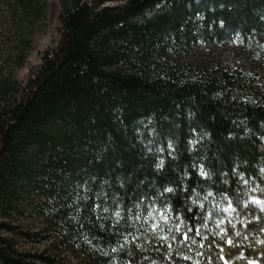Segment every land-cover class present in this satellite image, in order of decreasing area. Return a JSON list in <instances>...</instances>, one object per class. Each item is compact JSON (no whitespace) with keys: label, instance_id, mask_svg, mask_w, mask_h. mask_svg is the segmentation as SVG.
Masks as SVG:
<instances>
[{"label":"trees","instance_id":"1","mask_svg":"<svg viewBox=\"0 0 264 264\" xmlns=\"http://www.w3.org/2000/svg\"><path fill=\"white\" fill-rule=\"evenodd\" d=\"M108 1L50 0L55 45L23 79L0 72V264H264V211L243 204L264 200V0ZM43 3L3 2L16 67ZM231 41L252 68L189 59ZM153 203L173 207L163 231Z\"/></svg>","mask_w":264,"mask_h":264},{"label":"rangeland","instance_id":"2","mask_svg":"<svg viewBox=\"0 0 264 264\" xmlns=\"http://www.w3.org/2000/svg\"><path fill=\"white\" fill-rule=\"evenodd\" d=\"M44 1L41 12L32 25L27 28H22L24 36L29 42L27 56L20 66H15V53L12 48L17 42V36L14 34L13 25L6 21L4 0H0V69L4 75L13 74L18 79H23L31 66L39 62V59L44 51L52 48L55 45L57 37V20L49 17L46 5L50 0ZM121 3L120 0L105 2V5H114ZM189 59L192 61H215L223 65L250 69L254 63L246 57V52L241 44L236 41L223 42L215 44L211 49L205 48L203 45H196L189 51ZM11 58V59H10ZM8 61V62H6ZM210 61V62H211ZM22 247L29 250H41L45 247V243L23 241ZM66 259L70 264H77L78 257L67 254Z\"/></svg>","mask_w":264,"mask_h":264},{"label":"snow or ice","instance_id":"3","mask_svg":"<svg viewBox=\"0 0 264 264\" xmlns=\"http://www.w3.org/2000/svg\"><path fill=\"white\" fill-rule=\"evenodd\" d=\"M157 7H159V5H157ZM189 143L195 144L196 141L195 140H192ZM168 147L169 148H172V144L169 143ZM169 154L171 155V153H169ZM163 166H164V160L163 159H161L155 165L156 169H161V168H163ZM261 172L264 173V168L261 169ZM187 175H188V173L185 172V176H187ZM198 175L200 177H208L211 174L209 172L205 171L204 167L201 165L200 166V169H199V172H198ZM240 175L242 177L243 176V173H240ZM247 182H248L247 180H244L243 181V183H245V184H247ZM173 191H174V189L171 188V187H165V188H163V192L164 193H172ZM193 191H194V189H193ZM253 191H255V189H253ZM212 194H213L212 192H209L208 193V196H211ZM224 195H225V198L227 199V205L222 208V211L225 212V213H227L230 216L231 213L233 211H235V207L233 205V201L230 198L227 197V193H225ZM208 196H205V200L208 199ZM85 199H87V197H85ZM105 199H107V197H105ZM141 199H143V197H141ZM189 199H191V197H189ZM192 202L194 204H200V206L203 207V204L200 201H192ZM249 202L258 205L260 207L261 211H264V200H261V199L253 196V197H250L248 200L243 201L244 206L247 207V205L249 204ZM95 207H96V205H93V208H95ZM115 207H116V210H115V212L112 213V215L115 216V218H116V220L114 221V223H118L119 222V219L121 217V211L122 210H121V208H120V206L118 204ZM156 207L157 206H156L155 203H153L151 205V208L148 210V215L144 217L145 220H148L150 216H153V211L152 210L153 209H156ZM215 208H216V210L218 212L221 210V206L219 204L215 205ZM171 210H173V207L170 204H165L162 208H160L159 211L156 212V216H158L159 219H156L155 216H153V222L149 225L150 229L152 231H157V230L163 231V229L160 228V221H163L164 223H168L169 222V216L167 215V213L169 211H171ZM103 211L104 212H107L108 209L107 208H104ZM188 211L191 212L192 209L189 208ZM179 216H180V213L179 212H176V217H179ZM211 216H212V212L209 211L206 214V217L204 219L203 226H205V227L208 226V217H211ZM129 218L131 219L133 217H129ZM134 219L139 220V219H141V217L139 215H135ZM224 219H225L224 217H221L216 222L217 223V227L219 228V231L216 233V235H218V236H222L227 231L225 228L220 227V225L224 223ZM199 227L200 226L197 225V230H196V235L197 236L200 235ZM175 230L177 232H180L181 231V224L180 223H176L175 224ZM191 231H192V229L189 228L187 231L183 232L182 235H183V239L184 240H187L189 238V233ZM261 231H264V229H261ZM125 239H127V237H125ZM173 239L175 240L176 237L173 236ZM224 242L227 243V244H231L232 243V240H231V238H229V239L225 240ZM137 247H139V245H137ZM217 247H220V246L217 245ZM112 250L113 251H116V249H112ZM184 258L185 259H191L190 257H184ZM220 258L223 259V256H221ZM128 264H132V262L129 261ZM153 264H154V262H153ZM225 264H227V261H225ZM249 264H253V262L250 261Z\"/></svg>","mask_w":264,"mask_h":264}]
</instances>
